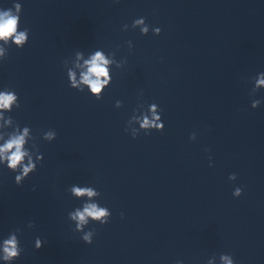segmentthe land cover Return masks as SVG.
<instances>
[{
	"label": "clouds",
	"instance_id": "clouds-1",
	"mask_svg": "<svg viewBox=\"0 0 264 264\" xmlns=\"http://www.w3.org/2000/svg\"><path fill=\"white\" fill-rule=\"evenodd\" d=\"M21 6L19 4L16 5V9L19 12ZM20 17L17 15H13L10 10L0 12V39L7 40L13 34H15V42L17 44H21L25 41V31H21L16 34V28L18 25ZM138 23H142V21H138ZM146 31V29H144ZM160 29H157V33H160ZM88 65L87 73L83 75L84 83L88 84L91 88V91L94 94H98L101 91L102 77L107 76V61L104 59L102 53L97 52L92 57L90 61L85 62ZM259 84H264V78L258 81ZM15 100V96L11 93H0V109H7L10 107L11 103ZM147 122V121H146ZM27 132V130H25ZM24 136L13 137L7 143H5L2 147H0V159H6L8 161L7 167L15 172L18 168L22 167V175L15 176V183L19 186L21 185L20 181L24 179L28 175L29 172L33 170L35 167L31 165H23V160L26 155L25 151H23L24 145ZM73 191L76 195H93L90 189H80L74 188ZM237 195H239V190L237 191ZM106 216V212L103 209H97L96 205L86 206L83 209V212L77 211L74 215V219L78 218L81 224L86 223V217H91L93 219H99L101 217ZM103 223H107V221H103ZM31 226V225H30ZM79 226V225H78ZM86 242L91 244V240L88 235H85L83 238ZM43 246V241L38 237L35 240V248L39 250ZM23 251L22 248L17 247V238L12 236L11 238L4 241L2 258L6 262H12L18 259ZM227 261V264H231V261L228 260L227 257H223Z\"/></svg>",
	"mask_w": 264,
	"mask_h": 264
}]
</instances>
